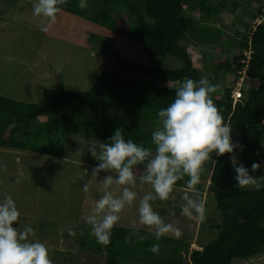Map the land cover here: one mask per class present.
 I'll use <instances>...</instances> for the list:
<instances>
[{
	"label": "trees",
	"instance_id": "1",
	"mask_svg": "<svg viewBox=\"0 0 264 264\" xmlns=\"http://www.w3.org/2000/svg\"><path fill=\"white\" fill-rule=\"evenodd\" d=\"M85 9L78 0H66L62 10L94 29L112 34L119 42L103 43L96 33L88 40L103 46L116 59L110 70L101 72L86 91L65 89L47 102L36 103L0 95V148L30 150L61 157L72 135L107 142L121 129L125 139L152 147L151 133L157 128V112L174 99L177 87L185 79H206L192 58L190 44L214 46L223 55L227 45L236 47L231 59H212L208 69L216 78L233 73L236 82L245 67V52L250 51L242 89L243 97L234 104L232 89L225 87L213 94L224 122L232 130V140L239 144L235 156L250 171L252 163L264 167L262 128L264 126V9L251 22L237 12L251 0H87ZM224 13L233 15V25L242 24L235 33L237 42L225 41L224 32L212 25ZM106 39V38H105ZM173 57L182 60L179 69L152 65L150 59ZM148 61V62H147ZM138 73L137 77L127 75ZM216 84V83H215ZM43 118V119H41ZM211 160L210 171L207 162ZM204 167L199 192L214 196L222 222L212 225L217 231L213 240L199 249L190 243L166 236L155 240L152 232L139 228L115 226L108 246L91 238L97 253H105V264H126L129 259L143 264H232L234 259H250L264 254V187L244 190L235 186L230 154H214ZM142 169L138 170V175ZM256 173V172H255ZM254 173V175H255ZM187 179V178H185ZM264 184V182H261ZM176 188H184L178 182ZM133 230L144 239L131 238ZM159 244V251L150 247Z\"/></svg>",
	"mask_w": 264,
	"mask_h": 264
},
{
	"label": "rangeland",
	"instance_id": "2",
	"mask_svg": "<svg viewBox=\"0 0 264 264\" xmlns=\"http://www.w3.org/2000/svg\"><path fill=\"white\" fill-rule=\"evenodd\" d=\"M34 3L35 0H0V95L44 103L60 92V84L69 90H88L96 77L110 70L116 62L113 56L103 51V46L89 41V35L96 33L103 43H109L110 39L118 43L119 40L64 11L58 14L57 22L47 33L41 32V24H46L47 20L33 16ZM259 9H264V0H251L237 15L251 22ZM233 21V15L224 13L212 23L222 29L225 41L241 39L235 30L242 29V24L237 22L234 26ZM253 22L256 23V19ZM185 44L189 45L196 66L202 69L211 84H218L219 89H233L235 74L229 73L219 79L207 65L219 56L231 59L236 47L227 45L221 55L211 45L190 44L189 40H185ZM150 62L174 69L183 64L181 59L169 56L150 59ZM127 75L137 77L138 73L128 71ZM168 86L178 87L172 83ZM262 134L261 150L264 152V126ZM236 137L241 144L240 136ZM90 141L84 135H72L61 157L0 148V200L12 196L22 213L20 229L25 226L34 229L33 239L46 245L52 264H105V253H97L94 245L89 246L93 237L85 218L102 195L100 181L109 173L92 175V169L99 161L83 146ZM207 167L212 170L211 160ZM255 176L264 177V167L257 170ZM85 183L89 185L87 193L83 191ZM113 188L119 194V186ZM134 190L138 192L137 203L125 208L116 226L148 230L139 225L137 209L139 198L150 188L146 185L144 190ZM184 191V188L175 187L170 200H156L152 202L153 208L166 223L181 230L182 235L177 239L189 242L190 249H199L215 238L217 231L211 227L222 222V215L216 198L199 192L207 210L206 219L198 222L195 218L183 216L180 205ZM70 231L75 232V236L69 235ZM168 236L176 238L171 234ZM126 264L143 263L129 259ZM232 264H264V254L250 259H234Z\"/></svg>",
	"mask_w": 264,
	"mask_h": 264
},
{
	"label": "clouds",
	"instance_id": "3",
	"mask_svg": "<svg viewBox=\"0 0 264 264\" xmlns=\"http://www.w3.org/2000/svg\"><path fill=\"white\" fill-rule=\"evenodd\" d=\"M66 0H35L33 16L46 18L40 31L47 33L57 22ZM87 0H78V7L85 9ZM218 84L207 79H185L175 90L173 101L157 112L158 127L151 133L152 147H145L133 139H125L121 129L114 131L107 142L92 140L84 148L99 161L92 169V175L108 172L100 182L102 195L94 203L85 218L90 226V235L98 244L108 246L113 228L119 223L121 213L127 207L135 206L138 192L134 189L150 190L139 198L138 223L152 232L159 241L169 234L180 238L182 232L171 223H166L154 210L156 200L168 201L172 198L178 182L183 181L185 191L181 197V214L198 222L206 219V207L199 198L198 185L201 184L206 162L214 154L220 157L230 154L235 172V186L244 190H259L264 187V177L254 173L261 168L260 163H252L251 171L234 154L242 145L232 140V130L224 122L221 111L213 100ZM142 172L138 175V170ZM187 178V179H185ZM119 186L116 194L113 186ZM83 191H89V185H83ZM21 211L12 196L0 200V264H52L49 249L38 240H34V229L25 226L20 229ZM70 231L69 235L75 236ZM143 240L138 230H133L131 238ZM152 253L159 251V244L150 247Z\"/></svg>",
	"mask_w": 264,
	"mask_h": 264
},
{
	"label": "built area",
	"instance_id": "4",
	"mask_svg": "<svg viewBox=\"0 0 264 264\" xmlns=\"http://www.w3.org/2000/svg\"><path fill=\"white\" fill-rule=\"evenodd\" d=\"M262 19L263 18L257 19L256 22L259 23ZM245 54H246V59L242 61L245 63V67L243 68L241 72H239L240 80L235 83L232 89V98H233L234 104L242 99L243 97L242 89L246 85V83L244 82V77H245L246 69L248 66V60L250 58V51L245 52Z\"/></svg>",
	"mask_w": 264,
	"mask_h": 264
}]
</instances>
